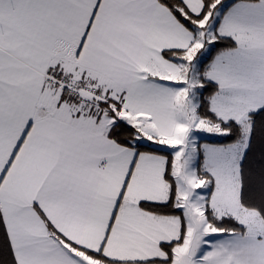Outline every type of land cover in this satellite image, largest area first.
Instances as JSON below:
<instances>
[{
    "label": "snow or ice",
    "instance_id": "snow-or-ice-1",
    "mask_svg": "<svg viewBox=\"0 0 264 264\" xmlns=\"http://www.w3.org/2000/svg\"><path fill=\"white\" fill-rule=\"evenodd\" d=\"M0 264H264V0H0Z\"/></svg>",
    "mask_w": 264,
    "mask_h": 264
}]
</instances>
